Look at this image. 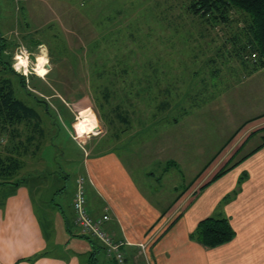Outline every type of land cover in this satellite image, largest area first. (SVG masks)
<instances>
[{
	"label": "rangeland",
	"instance_id": "rangeland-1",
	"mask_svg": "<svg viewBox=\"0 0 264 264\" xmlns=\"http://www.w3.org/2000/svg\"><path fill=\"white\" fill-rule=\"evenodd\" d=\"M187 2L188 0H0V31L4 37L16 43L12 46L13 68L25 75L32 71L41 77L42 83L38 85V90L44 93L34 88L32 90L44 96L54 108H58V103L62 104L73 117L70 124L61 121L60 128L56 127L59 133L54 141L60 154L56 157L54 148L47 146L36 158H25L26 165L20 171L38 172L47 166L45 174L50 170H55L56 173V169L68 173L65 180L57 181L59 186L66 183V189L57 195L51 194L48 181L43 182L39 190L34 181H25L30 190L34 212L48 240L49 253L62 254L63 244L72 246L73 239L77 238H72V241L68 239L67 223L70 230H74L70 195L75 188V179L82 174L80 168L83 167L85 155L112 149L130 168L134 179L142 186L144 196L160 203L159 206L166 205L167 208V202L180 191H194L195 187H201L214 175L225 162L220 158L232 153L245 137L244 131L229 141L233 130L251 126L254 123L252 120L237 125L264 108L263 74L246 77L242 66L230 56L225 58V62L229 61L227 64L220 63V58H217L219 70L214 75L210 74L213 62H208L206 58L209 55L211 58L215 46L230 35V29H226L227 35L211 31L208 36L200 38L199 32H186L182 27H176L178 33H172L171 36L174 46L163 47V43L159 42L160 38L158 39L159 34L167 37L169 31H162L158 26L154 30H148L147 24L150 23L143 22L145 15L152 16L155 4L161 5L165 13L179 15L180 19H184L187 14L183 5ZM129 17L135 19L136 27L128 26ZM240 19L237 14L238 21L233 23L232 29L243 25ZM157 24L158 22L155 23ZM111 26L116 27L118 32L112 33L103 41L100 34L109 33L108 29L103 28ZM48 32L49 35L56 33L62 36L65 48L63 53L56 55L55 49L52 55L45 43L37 47L31 44L33 40H47L41 36ZM183 32H186L185 36H190L189 40L184 37ZM141 33L147 35L150 41L148 43H151L149 49L139 46L145 43L142 38H138ZM92 39H102L103 42L97 49L91 50L86 44ZM156 46L161 49V57L166 56L169 62L158 63L159 83L156 88H151L149 77H145L151 74L150 68L145 70V66L141 64L145 61V55L155 65L157 61L153 49ZM20 50L26 51V61L24 56L18 60ZM128 50H131L130 54ZM145 52L147 53L143 54ZM40 58L46 60L44 67L40 68L42 70L37 69ZM72 59L76 60L74 66ZM62 60L64 64L56 63ZM125 64L130 65L127 75L119 78L118 74H112L116 68ZM95 66L99 70L106 68L108 73L103 78L99 77L98 82L105 80L106 75L108 79H122L115 84L118 92L110 97V104L105 109L110 111L112 106L122 101L120 108L129 111V127L120 134L119 139H115L113 130H109L105 121L96 115L94 93L89 88L87 90L89 77L94 74ZM166 84L170 89L168 97L163 94ZM53 92L54 94H50ZM159 98L170 101V107L158 110L157 105L161 101ZM83 102L84 109L79 110L80 103ZM114 123L125 128L124 123L118 120L114 119ZM226 144V151L218 154ZM56 176L60 177L58 174ZM85 183H88L87 179ZM4 190L0 188L1 197ZM204 192L195 203L204 202L206 206H211L212 192ZM52 202L62 204L63 211L52 205ZM79 240L88 242L92 250L90 241ZM92 242L96 247L99 245L96 239H92ZM103 254L106 257L104 250L98 247L95 253L97 264H101ZM79 255L81 264H91V259L95 261L88 256L87 251ZM107 263L112 264L111 261Z\"/></svg>",
	"mask_w": 264,
	"mask_h": 264
},
{
	"label": "crops",
	"instance_id": "crops-1",
	"mask_svg": "<svg viewBox=\"0 0 264 264\" xmlns=\"http://www.w3.org/2000/svg\"><path fill=\"white\" fill-rule=\"evenodd\" d=\"M257 73L264 75V66L246 77ZM262 113L264 108L237 126ZM252 122L237 132V136L246 132L237 148L220 160L225 161L223 166L230 158L235 162L249 155L206 187L202 188L211 178L194 191H180L167 202V208L144 196L130 168L112 150L84 156L82 174L88 182V207L93 215H109L108 231L124 242V264H264V145L251 152L264 139V116ZM227 145L218 154L225 152ZM215 186L217 189L212 190ZM203 192H212L211 206L195 203ZM2 198L0 264H81L79 254L86 251L95 259L88 242L75 238L79 230L74 223V230L69 228L67 235L70 241L75 238L73 245L63 244L59 255L47 251L48 240L34 212L28 186L20 185ZM215 214L229 219L235 236L216 247L192 239L190 234L198 222ZM140 244L145 245L143 249ZM43 251L46 255L31 260ZM106 257L101 264L116 263Z\"/></svg>",
	"mask_w": 264,
	"mask_h": 264
},
{
	"label": "trees",
	"instance_id": "trees-1",
	"mask_svg": "<svg viewBox=\"0 0 264 264\" xmlns=\"http://www.w3.org/2000/svg\"><path fill=\"white\" fill-rule=\"evenodd\" d=\"M183 8L187 14L184 19H180L179 15L173 16L172 14L165 13L164 8L158 4L153 6L154 13L152 16L145 15L143 22L146 23V21H148V23H150L147 24L148 30H154L155 26H158L161 27L162 31H169V35L167 37H164V35L161 33L159 34L158 39L160 38L159 42L163 43V47L174 46L171 36L172 33H178L177 29H175L176 27H182V30L186 32L190 30L199 32L198 36H200V38L208 36L211 31H216V34L221 32V34L225 35L227 33L226 29H230V35L228 34L229 36H226L222 43L215 46V51L213 52L215 55L212 53L211 58H209L210 55L206 58L208 62H213V69L210 68V74L214 75L219 70L217 67V58H220V63L227 64L229 61L225 62V58L228 56L234 58L233 61L242 66L245 75L250 74L252 71L264 66V0H188L187 4L183 5ZM137 13L140 12L138 11ZM237 14H239L241 17L240 21L243 23V25L238 27V29H232L233 23L238 21L236 20ZM129 18L128 26H132L133 28L136 27L137 22L135 19L132 17ZM104 20L106 21L105 18ZM156 21L160 26L158 24L155 25V23H157ZM111 27L103 28L109 30V33L105 34L103 32L100 34V38H102L103 41L108 39V36H111L112 33L118 32V29H115L116 27ZM194 28H196V30H194ZM186 32H183L184 37L189 40L190 36H185ZM41 37H46L47 40L44 41L37 39L33 40L31 44L37 47L38 45L45 43L49 47L48 52L52 55L54 54L52 52L55 49L57 51L56 55L63 53L65 50L64 41L62 40L61 35H57L56 33L49 35L48 32V34ZM138 38H142L145 41V43H142L139 46L142 49H149V45L151 43H148L150 41H148L147 35L145 33H141ZM102 39H92L86 44V46L91 50L97 49L103 42ZM204 42L209 44L208 41ZM227 43H229V46ZM13 45H16V43L14 41L8 40L0 31V188L5 189V195L7 191L11 193L18 186L26 185V180L34 181V184L38 190L43 182L48 181V187L50 190H52L51 194L57 195L59 192L61 193L66 189V183L59 186L57 181L65 180L68 177V173L63 171L59 172L56 169V173L55 170H50V172L47 171L45 174L44 171L48 170L46 169L47 166L45 169L38 172H31L30 170H27L25 173H21L20 171L26 165L25 158L26 160L27 158H36L38 153L42 152V150L47 146H52V148H54L53 150L56 154V157L60 154L58 153V148L55 147L54 141V138L58 136L59 133L56 127L60 128L61 121L62 123L70 124L73 117L67 112L62 104L58 103V108H54L44 96H40L32 90V88L36 90L40 89L38 85L42 83L41 77L34 74L32 71H30L28 75H25L13 68L11 59ZM159 48L160 47L156 46L153 49V55L156 56L157 61L155 65L152 64L151 59H147V56L145 55V61L141 64V66H145V70L150 68L151 74H148V76L145 75V77H149L148 80L151 88L153 86L156 88L159 83L157 76V66H159L158 63L162 62L164 64L169 62L166 56L161 57V49ZM29 50L32 51V49ZM130 52L131 50H128V54H130ZM146 53L147 52L143 54ZM58 61L56 63H65L63 60L61 62ZM205 62L207 61L205 60ZM75 64L76 60L72 59V66ZM129 67V64H125L123 67L118 69L116 68L112 74H118L120 78L121 75H127V69ZM106 72V68L99 70L95 66L93 71L94 74H91L89 77L90 83L87 87V90L89 88L91 89V92L94 93V100H96L97 104L96 115H99V117L105 121L107 126H109V130H113L112 133L115 135V139H119L120 134L129 127V111L128 109L120 108L121 105H123L122 101L114 105V107L112 106L110 111H105L106 106L110 104V97L112 95L114 96L115 93L118 92V90L114 87L115 84L122 81V79L119 80V78L113 79L109 77L108 79V76L106 75L105 80L98 82L99 77L103 78L105 74H108ZM93 78H95V80ZM29 83H31V86ZM55 86L57 87L56 83ZM57 88V90L60 89L59 87ZM147 88L150 89V87ZM160 90L162 91V89ZM163 90V94L168 97L170 94V89L167 84L165 87H163ZM38 91L44 93L41 90ZM50 94H54V92ZM152 98L154 99V97ZM169 107L170 101L164 98H162L157 105V108L160 111L166 110ZM260 116H264V113L247 120V122L254 120L255 118H259ZM114 119L124 123L125 128H120L118 125H115ZM240 129L241 128H237L228 140L230 141ZM70 139L73 140L71 137ZM262 145H264V139L262 143L255 147L251 152H254ZM248 155L249 153L242 158H246ZM54 157L55 155H53V158ZM241 159L233 162V158H230L221 168L215 172L211 179L206 182L202 188L211 184L217 178L225 174L228 170L240 162ZM80 171L83 173V167L80 168ZM56 174H58L60 177H55ZM55 182L56 186H54ZM70 198L72 203L73 193L70 195ZM2 200L3 198L0 196V201L2 202ZM52 205L63 211L62 204L52 202ZM65 222H67V220H65ZM72 222L74 223L73 218ZM69 228L70 227L67 228V231H69ZM74 236L90 241V245L92 247L91 253L94 256L98 247L103 249V246L100 242L96 247L92 242V239L95 238L89 235L79 233ZM234 236L235 231L231 226L229 219L225 216H208L201 219L198 222L195 230L190 234L192 239L207 247H216L227 243ZM44 255H46L45 251L36 253L31 257V260ZM90 262H93L92 259Z\"/></svg>",
	"mask_w": 264,
	"mask_h": 264
},
{
	"label": "built area",
	"instance_id": "built-area-1",
	"mask_svg": "<svg viewBox=\"0 0 264 264\" xmlns=\"http://www.w3.org/2000/svg\"><path fill=\"white\" fill-rule=\"evenodd\" d=\"M18 60L24 56L26 61V51H19ZM86 177L79 175L75 182L76 186L73 192L71 208L73 210V221L77 226L79 233L89 235L100 241L103 250L107 257L114 259L118 264L125 263V252L121 249L124 242L116 240L113 233L106 229V224L109 220V215L105 212L99 215H93L90 212L86 193ZM144 244H140L141 249Z\"/></svg>",
	"mask_w": 264,
	"mask_h": 264
},
{
	"label": "bare ground",
	"instance_id": "bare-ground-1",
	"mask_svg": "<svg viewBox=\"0 0 264 264\" xmlns=\"http://www.w3.org/2000/svg\"><path fill=\"white\" fill-rule=\"evenodd\" d=\"M45 62H46V60H44V59H38V63H37V69H40V68H43L44 67V65H45ZM40 70H42V69H40ZM78 101V100H77ZM84 101V100H83ZM84 109V102L83 103H80V106H79V110H83ZM75 225V224H74ZM77 227V226H76ZM106 229H107V227H106ZM108 230V229H107ZM98 242H100L99 240H98Z\"/></svg>",
	"mask_w": 264,
	"mask_h": 264
}]
</instances>
